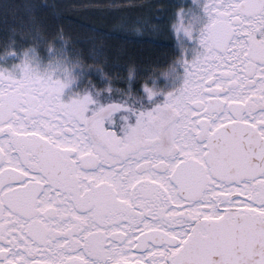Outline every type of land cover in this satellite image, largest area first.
I'll list each match as a JSON object with an SVG mask.
<instances>
[{
	"label": "snow or ice",
	"instance_id": "obj_1",
	"mask_svg": "<svg viewBox=\"0 0 264 264\" xmlns=\"http://www.w3.org/2000/svg\"><path fill=\"white\" fill-rule=\"evenodd\" d=\"M0 264H264V0H0Z\"/></svg>",
	"mask_w": 264,
	"mask_h": 264
},
{
	"label": "trees",
	"instance_id": "obj_2",
	"mask_svg": "<svg viewBox=\"0 0 264 264\" xmlns=\"http://www.w3.org/2000/svg\"><path fill=\"white\" fill-rule=\"evenodd\" d=\"M65 2H69V0H65ZM84 2L87 3L88 0H84ZM93 2H94V0H93ZM104 2H108V0H104ZM116 2H118V3H124V4H132V3H140L141 0H116ZM90 19L93 20V21H95V22H97V23H102V20L100 19L99 16L92 15L90 17ZM72 34L75 35V36H77L80 39H83L84 38L83 37V34L80 33V32H78V31H74ZM85 46H87L88 49L90 50V47H91L90 45H81L80 47L81 48H84Z\"/></svg>",
	"mask_w": 264,
	"mask_h": 264
}]
</instances>
